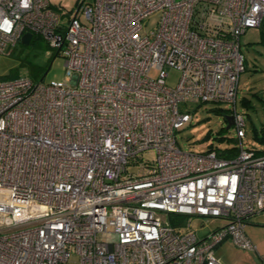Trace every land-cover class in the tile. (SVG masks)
Returning <instances> with one entry per match:
<instances>
[{"label":"built area","instance_id":"obj_1","mask_svg":"<svg viewBox=\"0 0 264 264\" xmlns=\"http://www.w3.org/2000/svg\"><path fill=\"white\" fill-rule=\"evenodd\" d=\"M5 17L0 53L41 35L65 79L0 80V264H219L226 240L255 250L244 228L264 210V153L243 146L236 96L240 37L264 23V0H94L66 21L48 0H0ZM180 102L231 103L236 154L182 150ZM190 216L225 223L199 237Z\"/></svg>","mask_w":264,"mask_h":264},{"label":"rangeland","instance_id":"obj_2","mask_svg":"<svg viewBox=\"0 0 264 264\" xmlns=\"http://www.w3.org/2000/svg\"><path fill=\"white\" fill-rule=\"evenodd\" d=\"M51 7L62 14V20L66 21L69 15H73L80 4L93 3L94 0H48ZM160 13L155 12L143 20V30L150 33L157 26ZM83 19V17H81ZM29 43L19 40L11 47L10 53H0V80H6L13 76L29 74V65L44 70L40 80H64V57L60 50L51 48L47 40L37 34H33ZM240 52L244 57L245 68L238 79V92L236 96V108L245 117V137L243 146L264 150V142L254 136V130L264 134V23L261 27L248 28L240 37ZM165 82L174 87L178 82L180 73L173 67H166ZM246 98L250 104L246 107L241 101ZM180 110L189 111L192 121L185 123L176 132L177 142L182 150L204 151L211 145L214 148L224 149L238 144L234 126L226 128V122L215 109H229L231 103L227 102H180ZM224 127L223 133L219 130ZM210 136L205 138L207 132ZM223 136L221 140L220 137ZM155 154L148 150L136 157L135 162L128 166L129 171H135L139 162L152 160ZM165 219H170L168 214L162 213ZM191 229L200 237L205 232L221 226L224 219L215 217L190 216ZM245 234L256 245L257 249H242L234 244L227 248L229 256L236 264H264V210L251 215L245 224Z\"/></svg>","mask_w":264,"mask_h":264},{"label":"trees","instance_id":"obj_3","mask_svg":"<svg viewBox=\"0 0 264 264\" xmlns=\"http://www.w3.org/2000/svg\"><path fill=\"white\" fill-rule=\"evenodd\" d=\"M43 72H44V70H41V69H39V68H37L35 66L29 65V74H28V76L31 77L33 80H40L42 78V76H43ZM15 77H17V75L13 76L11 78H15ZM11 78H8V79H11ZM241 102L246 107L250 106V104H249V102H248V100L246 98H243ZM215 110H216L217 113H219V114H221L223 116L224 121L227 123L226 117L229 115L228 110L227 109H219V108H217ZM219 131L221 133H223L224 127H221ZM209 136H210V131L206 133L205 138L209 137ZM254 136L258 140L264 142V134H262V132L258 133L257 130H254ZM220 139L222 140L223 136H221ZM211 149H215L217 151V154L219 156H222V157H230V156L235 155L236 152H237V147L236 146H231L229 148H224V149H218V148H214L213 146L209 145L208 146V150H211ZM257 153H264V150H257ZM170 215H172V216H170L169 220H170V222L173 225H179L185 219V216L176 215V214H170Z\"/></svg>","mask_w":264,"mask_h":264},{"label":"crops","instance_id":"obj_4","mask_svg":"<svg viewBox=\"0 0 264 264\" xmlns=\"http://www.w3.org/2000/svg\"><path fill=\"white\" fill-rule=\"evenodd\" d=\"M230 244L233 243L226 240L216 247L214 254L218 259L219 264H236V261L229 256L230 253L227 252V248L230 246ZM256 249L257 247L255 250Z\"/></svg>","mask_w":264,"mask_h":264},{"label":"clouds","instance_id":"obj_5","mask_svg":"<svg viewBox=\"0 0 264 264\" xmlns=\"http://www.w3.org/2000/svg\"><path fill=\"white\" fill-rule=\"evenodd\" d=\"M31 5V0H20V7L23 9L29 8ZM13 22L8 20L7 17L4 18L2 22H0V30L5 32H10L12 30Z\"/></svg>","mask_w":264,"mask_h":264},{"label":"water","instance_id":"obj_6","mask_svg":"<svg viewBox=\"0 0 264 264\" xmlns=\"http://www.w3.org/2000/svg\"><path fill=\"white\" fill-rule=\"evenodd\" d=\"M30 39H31V33H29V32L28 33H24L22 35V37H21V41L23 43H25V44L29 43ZM226 119H227L226 128H229L231 126V124H232V116L231 115H228L226 117Z\"/></svg>","mask_w":264,"mask_h":264}]
</instances>
